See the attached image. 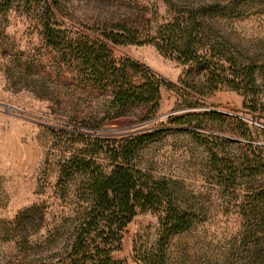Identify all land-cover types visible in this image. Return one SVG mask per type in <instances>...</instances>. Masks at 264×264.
Instances as JSON below:
<instances>
[{
  "label": "rangeland",
  "instance_id": "obj_1",
  "mask_svg": "<svg viewBox=\"0 0 264 264\" xmlns=\"http://www.w3.org/2000/svg\"><path fill=\"white\" fill-rule=\"evenodd\" d=\"M198 11L206 22L198 20L195 34L219 42L230 59V64L212 59L213 72L226 68L243 90L181 98L178 81L191 85L185 77L191 67L164 57L151 41L177 15ZM120 25L136 32L142 44L107 45L111 63L125 65L131 76L135 67V85L142 76L150 78L146 68L174 86L161 88L152 113L150 103L121 107L111 92L83 85L84 75L94 73L81 68L83 46L98 52L103 34ZM251 70L260 103L244 93ZM190 71L194 82H202L201 68ZM217 110L228 112L217 114L228 119L222 126L175 123ZM233 119L246 127L232 134ZM165 131L139 152L138 163L165 182L176 207L191 215L189 230L169 242L167 264H250L252 227L240 209L243 191L223 177L240 147H264V0H0V264H69L73 228L84 206L78 197L84 177L62 170L82 148L81 136ZM211 153H219L217 162ZM158 231L157 216L138 214L111 259L140 264ZM135 244L141 252H134Z\"/></svg>",
  "mask_w": 264,
  "mask_h": 264
},
{
  "label": "trees",
  "instance_id": "obj_2",
  "mask_svg": "<svg viewBox=\"0 0 264 264\" xmlns=\"http://www.w3.org/2000/svg\"><path fill=\"white\" fill-rule=\"evenodd\" d=\"M198 20L205 21V15L200 11L177 15L162 27L166 32L157 33L154 41H151L164 57L181 66L191 67L185 75L191 80V85L184 78L178 81L181 98L207 97L224 88L243 90L235 79H230L226 68L221 66L220 73L213 72L215 65L212 59L228 64L230 59L222 54L219 42L209 41V36L205 33L195 34ZM115 30L116 32L103 34L105 43H102L98 52L94 51L93 45L87 47L89 44L86 43L83 46L84 60L81 68L94 72L92 77L84 75L83 85L87 86L91 82L100 93L111 92L113 103H119L121 107L132 101L142 105L150 103L149 113H152L158 109L161 88L174 86L146 68L144 69L151 75L150 78L142 76L139 78L142 83L135 85L132 79L139 75L135 67H131V76L125 65L117 67L112 64L107 45L142 44L136 32H131L125 26L120 25ZM81 45L78 44V49ZM100 54H103L102 59L97 56ZM192 68L204 71L202 82L196 83L190 78ZM255 82V75L251 70L246 80L249 91L244 89V93H250L260 103ZM217 114L219 113L186 115L175 119V123L182 125L184 122H191L196 129H202L205 121L218 126L226 124L228 119ZM232 126V134L233 131L246 127L239 119H233ZM255 132L256 130L252 133ZM165 134L166 131L122 138L81 136L84 139L82 148L69 159L66 168L62 170V174L67 170L69 177H84L78 195L84 206L81 205L73 228V242L67 257L69 264H122L113 261L111 255L121 249L122 234L127 226L138 214L146 213L158 217V239L148 252L142 254L144 257L139 263L167 264L169 242L173 236L189 230L191 215L176 207L165 182L155 180L138 163L139 152ZM218 156L219 153H211L212 161L217 162ZM231 158L228 173L223 178L233 186L238 185L243 191L240 209L252 227L250 235L253 249L250 251L249 262L264 264V147L248 144L240 147ZM137 251L141 252V248H137L135 244L134 252Z\"/></svg>",
  "mask_w": 264,
  "mask_h": 264
},
{
  "label": "built area",
  "instance_id": "obj_3",
  "mask_svg": "<svg viewBox=\"0 0 264 264\" xmlns=\"http://www.w3.org/2000/svg\"><path fill=\"white\" fill-rule=\"evenodd\" d=\"M213 112H216V113H219V114H223V115L228 114V112L225 111V110H217V111H213Z\"/></svg>",
  "mask_w": 264,
  "mask_h": 264
},
{
  "label": "water",
  "instance_id": "obj_4",
  "mask_svg": "<svg viewBox=\"0 0 264 264\" xmlns=\"http://www.w3.org/2000/svg\"><path fill=\"white\" fill-rule=\"evenodd\" d=\"M4 108H7V107H4Z\"/></svg>",
  "mask_w": 264,
  "mask_h": 264
}]
</instances>
